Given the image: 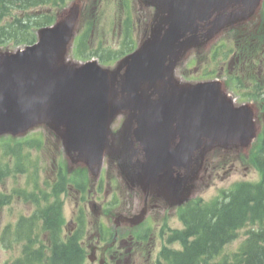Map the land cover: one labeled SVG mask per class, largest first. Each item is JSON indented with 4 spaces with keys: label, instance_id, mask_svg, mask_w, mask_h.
Wrapping results in <instances>:
<instances>
[{
    "label": "water",
    "instance_id": "1",
    "mask_svg": "<svg viewBox=\"0 0 264 264\" xmlns=\"http://www.w3.org/2000/svg\"><path fill=\"white\" fill-rule=\"evenodd\" d=\"M205 1V0H190L186 5L183 6L182 12L188 13L190 8L193 4ZM211 1V0H209ZM36 49H40V46ZM39 54H32L30 55L29 59V67L22 68L23 79L21 85L14 89V90H7L3 93L2 98L0 99V129L8 128L10 126H16L17 124L21 123L24 119L19 117L17 113L22 110L27 117L30 115V112L26 111V105L22 103V98H27L29 103L33 105V97L40 96V95H47L53 87V81L50 80V77L42 78L40 76L42 70V59L45 56V52L43 50L38 51ZM11 63L13 61L11 60ZM159 66L158 64L155 69L154 73L157 75L159 74ZM56 80H59L57 75ZM174 101L167 103V105L171 108L174 107H188L192 105L190 102L189 94L184 91L180 94L175 95ZM164 102L171 101L170 97L164 96ZM242 112L238 113V117H241ZM238 131H242V123L238 122L235 126L229 127L221 125V123H209L208 125L203 124L201 129H198V132L202 133H224L225 135L235 134ZM95 135V134H91ZM67 138L72 146H76L79 148L78 144H87L88 148L92 147V141L89 140V136L83 135H75V129L73 126L68 123L67 125Z\"/></svg>",
    "mask_w": 264,
    "mask_h": 264
},
{
    "label": "rangeland",
    "instance_id": "2",
    "mask_svg": "<svg viewBox=\"0 0 264 264\" xmlns=\"http://www.w3.org/2000/svg\"><path fill=\"white\" fill-rule=\"evenodd\" d=\"M120 7H115L114 4H103L101 8V15L97 22L98 28L104 33L107 31L108 35L98 36L95 32L94 36L90 39L89 44L95 46L99 39L102 37L104 39V44L108 48L116 50L117 48L122 49L125 46L119 45L117 36H118V29L116 27V20L115 15L117 11H119ZM131 14L133 17L136 16L134 6L132 5ZM115 24V25H114ZM101 33V35L103 34ZM135 35H133V38ZM185 64H181V69H183ZM241 154H232V159L237 158ZM245 162V161H244ZM231 169L227 171L226 175L222 177L221 173L217 176L216 173H213L212 178L210 179L211 186L206 191L200 193L201 197L205 200L213 198L216 196L217 190L220 188H227L229 185L238 180H255L256 174L254 173L253 169L250 165L246 163H242L241 161L235 159L231 164ZM227 168V167H226ZM51 164L47 166L46 173L42 174V176H50L51 175ZM24 181V177L21 176L18 179V182L22 183ZM15 181L12 179H7L4 184L0 185V191H6L10 186L14 185ZM29 209V206L21 203V202H13L8 207L4 208L0 213V221L1 223L6 222L8 218H13L15 215L25 212ZM241 234V233H239ZM241 240V237H238L236 240L232 241L228 245H226L223 249L225 252H229L230 250H234L238 242ZM5 254H0V261L4 260ZM9 257V256H8Z\"/></svg>",
    "mask_w": 264,
    "mask_h": 264
},
{
    "label": "trees",
    "instance_id": "3",
    "mask_svg": "<svg viewBox=\"0 0 264 264\" xmlns=\"http://www.w3.org/2000/svg\"><path fill=\"white\" fill-rule=\"evenodd\" d=\"M48 18H43L39 21L42 24L46 23ZM258 197L264 196V191L257 194ZM234 200L233 206L224 207V213L220 220L212 221L211 219L205 223V236L204 240L197 242L193 245L191 249L183 256L177 259L176 264H193L195 256L200 254L210 257L216 251L218 245L225 243V238L227 237V230L229 225L234 224L239 221L242 217V212L240 211L246 203L241 199V196L237 195L231 199ZM223 207V206H222ZM258 213H252L249 218L255 219ZM223 218V219H221ZM245 249L243 261L246 264H264V246L252 243ZM82 258V251L73 243L72 246H60L57 251V256L55 257L56 264H79V260ZM205 264V263H204Z\"/></svg>",
    "mask_w": 264,
    "mask_h": 264
}]
</instances>
